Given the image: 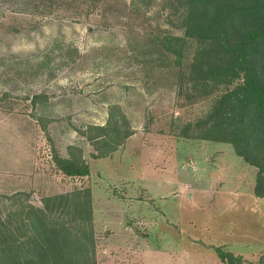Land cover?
Segmentation results:
<instances>
[{
    "label": "rangeland",
    "instance_id": "1",
    "mask_svg": "<svg viewBox=\"0 0 264 264\" xmlns=\"http://www.w3.org/2000/svg\"><path fill=\"white\" fill-rule=\"evenodd\" d=\"M177 8L175 0H0V222L21 253L33 239L25 211L75 233V198L88 190L83 232L96 264H225L217 248L264 264L256 169L228 144L180 136L213 100L202 85L201 98H188L196 43L187 40L178 65L159 41L182 36ZM113 122L132 135L97 157L87 128ZM54 155L82 158L89 174L63 175ZM65 195L69 207L48 200Z\"/></svg>",
    "mask_w": 264,
    "mask_h": 264
},
{
    "label": "trees",
    "instance_id": "2",
    "mask_svg": "<svg viewBox=\"0 0 264 264\" xmlns=\"http://www.w3.org/2000/svg\"><path fill=\"white\" fill-rule=\"evenodd\" d=\"M175 2L180 8L177 9L182 36L167 34L159 41L175 55L178 65L187 40L196 43L186 68L190 84L187 89L194 92L188 98H201L202 85L205 90L206 86L211 88L204 93L208 92L213 100L209 113L194 125L187 124L180 136L230 145L244 163L256 169L253 193L257 198H264V0ZM192 127L195 135L189 134ZM87 135L95 144L97 157L102 158L123 145L132 131L128 127L120 130L113 122L90 125ZM52 158L65 176L79 178L89 174V165L82 158L58 155ZM77 194L82 197L77 196L73 205L75 225L79 227L75 233H70L66 225L46 219L42 210L25 211L24 219L33 236L28 244L22 243L27 246L26 252L19 251L21 248L13 233L0 222V263L96 264L94 251L87 249L89 242L93 246L92 236L83 232L86 222L90 224L91 220L90 194L88 190ZM68 198L65 195L48 200H53L55 205L57 202L62 205L64 201L66 206L61 207L64 208L72 204ZM216 253L225 264H254L220 248Z\"/></svg>",
    "mask_w": 264,
    "mask_h": 264
}]
</instances>
